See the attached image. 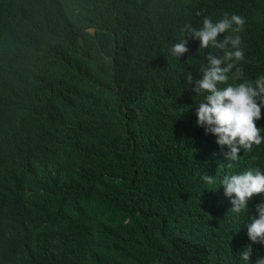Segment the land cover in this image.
<instances>
[{
    "label": "trees",
    "instance_id": "obj_1",
    "mask_svg": "<svg viewBox=\"0 0 264 264\" xmlns=\"http://www.w3.org/2000/svg\"><path fill=\"white\" fill-rule=\"evenodd\" d=\"M172 6L180 25L202 11L192 27L235 10L234 0H0V214L12 216L10 259L27 248L44 264L46 235H25L22 215L53 178L72 184L85 219L66 224L58 250L83 264H245L248 217L201 180L214 147L196 123L204 98L185 80L200 79L206 55L220 53L199 49L183 26H163ZM185 36L189 52L172 56ZM23 39L37 41L35 64Z\"/></svg>",
    "mask_w": 264,
    "mask_h": 264
},
{
    "label": "clouds",
    "instance_id": "obj_2",
    "mask_svg": "<svg viewBox=\"0 0 264 264\" xmlns=\"http://www.w3.org/2000/svg\"><path fill=\"white\" fill-rule=\"evenodd\" d=\"M234 3V11L205 16L194 27L192 23L202 11L190 12V18L180 25L177 22L181 13L172 6L163 26L176 25L178 33L183 26L182 33L198 40L199 49L220 53L206 55L198 71L200 79H193L191 72L185 78L186 85L194 83L190 90L195 96L204 98L196 108V123L204 128L200 131L214 147L201 180L207 185L216 184L213 189L224 199L225 208L232 206L233 213L243 212L248 217L244 229L250 243L244 246L240 259L249 264L253 245L258 244L252 264H264V7L258 0ZM188 43L186 36L173 43L170 54L181 58L189 52ZM21 50L35 64L40 52L37 41L23 39ZM158 74L167 77L166 71ZM157 83L152 79L144 90L146 116L151 111ZM170 87L175 89L174 85ZM52 180L37 188L28 201L22 215L25 235H46L44 264H83L69 252L58 250L66 236V224H84L85 219L72 201V184L53 186ZM11 225V214H0V264H39L43 256L32 249L18 251L15 260L5 255Z\"/></svg>",
    "mask_w": 264,
    "mask_h": 264
}]
</instances>
